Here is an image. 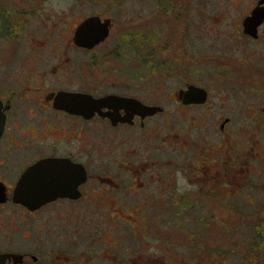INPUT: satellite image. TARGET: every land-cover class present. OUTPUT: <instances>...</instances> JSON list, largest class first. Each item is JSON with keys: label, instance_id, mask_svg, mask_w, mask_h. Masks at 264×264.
I'll list each match as a JSON object with an SVG mask.
<instances>
[{"label": "flooded vegetation", "instance_id": "af4514ba", "mask_svg": "<svg viewBox=\"0 0 264 264\" xmlns=\"http://www.w3.org/2000/svg\"><path fill=\"white\" fill-rule=\"evenodd\" d=\"M257 6L0 0L4 264L227 260L214 239L263 183Z\"/></svg>", "mask_w": 264, "mask_h": 264}, {"label": "rangeland", "instance_id": "374dc122", "mask_svg": "<svg viewBox=\"0 0 264 264\" xmlns=\"http://www.w3.org/2000/svg\"><path fill=\"white\" fill-rule=\"evenodd\" d=\"M212 1V0H199ZM219 1V0H213ZM222 2H235L240 0H221ZM264 143V142H263ZM264 152V144H263ZM263 183L256 188L247 187L239 202H232V210L236 208L235 214H231L230 237L214 239L216 244H224L229 247L230 253L226 261H215L217 264H264V171ZM241 211L243 217L238 216ZM261 212V214H259ZM263 237L261 245L254 246L256 235ZM245 247V248H244ZM243 248V249H242ZM244 253V255H243ZM217 256V255H215ZM223 259V256L218 255Z\"/></svg>", "mask_w": 264, "mask_h": 264}, {"label": "water", "instance_id": "95a60500", "mask_svg": "<svg viewBox=\"0 0 264 264\" xmlns=\"http://www.w3.org/2000/svg\"><path fill=\"white\" fill-rule=\"evenodd\" d=\"M260 3L264 2V0H259ZM264 6H257L256 8L253 9L252 11V16H248L245 19V24L246 25H252L251 21L254 19H257L258 21L262 18L263 14H264ZM91 20V19H90ZM257 21V22H258ZM88 24H92L91 22H89ZM86 23L80 24L77 29H76V39H79L81 31L84 29ZM107 34V30L105 28L102 29L101 33H100V37L105 36ZM103 38V37H102ZM3 125H4V115L1 111V102H0V135L3 129ZM27 204H32L31 202H27ZM12 255L15 259V262H17V258H19V255L16 253H1L0 252V264H4L6 257Z\"/></svg>", "mask_w": 264, "mask_h": 264}, {"label": "trees", "instance_id": "16d2710c", "mask_svg": "<svg viewBox=\"0 0 264 264\" xmlns=\"http://www.w3.org/2000/svg\"><path fill=\"white\" fill-rule=\"evenodd\" d=\"M261 241H263V237L261 238Z\"/></svg>", "mask_w": 264, "mask_h": 264}]
</instances>
